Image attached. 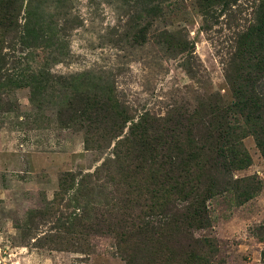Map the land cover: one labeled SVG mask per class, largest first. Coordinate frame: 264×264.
I'll list each match as a JSON object with an SVG mask.
<instances>
[{"label": "rangeland", "instance_id": "rangeland-1", "mask_svg": "<svg viewBox=\"0 0 264 264\" xmlns=\"http://www.w3.org/2000/svg\"><path fill=\"white\" fill-rule=\"evenodd\" d=\"M263 1L0 0V264H125L124 247L204 238L211 264H264V157L251 134L247 166H215L232 185L206 199L209 224L158 231L183 136L213 101L233 103L225 69L242 65L237 34Z\"/></svg>", "mask_w": 264, "mask_h": 264}, {"label": "trees", "instance_id": "trees-1", "mask_svg": "<svg viewBox=\"0 0 264 264\" xmlns=\"http://www.w3.org/2000/svg\"><path fill=\"white\" fill-rule=\"evenodd\" d=\"M260 6L262 10L255 22L249 24L242 34H237L240 37L236 52L242 54V65L236 66L235 70V67L228 64L225 69V78L234 96L233 103L222 107L218 101H213L211 112L197 121L198 133L193 137L183 136L184 145L179 148V153L182 154L180 159L186 162L180 163L181 172L177 177L168 176L167 190L163 195L166 211L162 213L163 227L158 230L159 234L172 236L179 231H188L189 227L202 228L209 224L206 199L232 185L215 172V166L223 161L231 168H244L249 164L250 157L242 144L246 134L253 136L255 145L264 157V88L259 83L264 77V1ZM260 47L263 50L258 49ZM232 109L242 115L246 129L229 120L226 113ZM174 127L168 128V131L174 130ZM169 156L166 155V158L169 159ZM188 158H193L190 163ZM167 163L170 168L173 162ZM171 194H176L178 202L183 203L174 213L170 212V207H174L169 203ZM133 231H123L120 242L125 241L122 238ZM137 233L152 236L157 231L139 228ZM211 246L210 240L204 238L195 240L183 250H180V246L174 248L158 242L135 246L134 255L128 253V247H124L122 252L125 264H211L200 253ZM143 257L141 263L139 260H143Z\"/></svg>", "mask_w": 264, "mask_h": 264}]
</instances>
